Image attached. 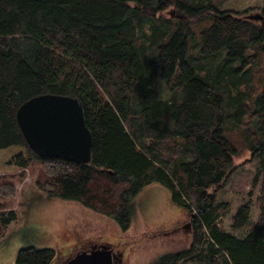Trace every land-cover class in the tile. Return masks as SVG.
Here are the masks:
<instances>
[{"label": "trees", "instance_id": "16d2710c", "mask_svg": "<svg viewBox=\"0 0 264 264\" xmlns=\"http://www.w3.org/2000/svg\"><path fill=\"white\" fill-rule=\"evenodd\" d=\"M222 0H0V150L36 159L47 196L79 201L131 225L133 199L159 183L189 222L190 242L149 264H264V198L244 235L221 227L217 194L249 151L264 168V6L255 21ZM51 92L79 98L91 131L88 163L38 157L18 106ZM263 197V195L261 196ZM231 227L243 230L250 204ZM16 218L0 212L3 229ZM22 247L15 264L54 262Z\"/></svg>", "mask_w": 264, "mask_h": 264}, {"label": "rangeland", "instance_id": "374dc122", "mask_svg": "<svg viewBox=\"0 0 264 264\" xmlns=\"http://www.w3.org/2000/svg\"><path fill=\"white\" fill-rule=\"evenodd\" d=\"M263 6L264 0H222L220 9L237 13L245 10L243 14L254 15ZM19 149L11 145L0 150V212H16L13 221L4 229L0 227V264H15L17 251L27 246L53 248L54 263H61L77 245L87 248L93 243L111 244L122 251L124 264H149L160 254L182 250L190 242L187 216L180 207L183 218H179L181 209L170 204L169 192L161 184L152 183L138 192L130 204L131 225L121 231L113 219L79 201L47 196L38 184L43 172L36 159L27 157L26 168L10 161ZM233 166L234 171L217 194V202L223 200L230 205L220 225L244 235L259 217L264 168L249 151L236 155ZM246 201L250 204V219L243 230H235L232 218Z\"/></svg>", "mask_w": 264, "mask_h": 264}, {"label": "water", "instance_id": "95a60500", "mask_svg": "<svg viewBox=\"0 0 264 264\" xmlns=\"http://www.w3.org/2000/svg\"><path fill=\"white\" fill-rule=\"evenodd\" d=\"M258 21L262 14L248 15ZM71 95L40 93L23 101L16 120L27 146L38 157L61 158L88 163L91 158V131L86 125L85 110ZM186 226L189 228V222ZM111 244H94L80 249L61 263L47 264H114Z\"/></svg>", "mask_w": 264, "mask_h": 264}, {"label": "flooded vegetation", "instance_id": "af4514ba", "mask_svg": "<svg viewBox=\"0 0 264 264\" xmlns=\"http://www.w3.org/2000/svg\"><path fill=\"white\" fill-rule=\"evenodd\" d=\"M77 246H78V247H77L73 252H71V254H69V255L67 256V258H68L70 255L74 254L76 251H78V250L84 248L83 245H77ZM113 257H114V264H124L123 252L120 251V250H118V249H116V247H114V256H113Z\"/></svg>", "mask_w": 264, "mask_h": 264}, {"label": "crops", "instance_id": "0c3cea01", "mask_svg": "<svg viewBox=\"0 0 264 264\" xmlns=\"http://www.w3.org/2000/svg\"><path fill=\"white\" fill-rule=\"evenodd\" d=\"M152 184V183H151ZM159 184V183H158ZM148 185H150V184H148ZM148 185H146L141 191H144V189L148 186ZM164 187V186H163ZM165 188V187H164ZM166 189V188H165ZM140 191V192H141ZM167 191V190H166ZM170 194H168V196H169ZM169 198H170V196H169ZM170 201H171V199H170ZM172 206H176V207H178L179 209H181L179 206H177L176 204H174L173 205V202L171 201V203H170ZM178 213H179V218L182 220V218H183V211H182V209L181 210H178ZM185 218V217H184ZM180 221V220H179Z\"/></svg>", "mask_w": 264, "mask_h": 264}, {"label": "bare ground", "instance_id": "6f19581e", "mask_svg": "<svg viewBox=\"0 0 264 264\" xmlns=\"http://www.w3.org/2000/svg\"><path fill=\"white\" fill-rule=\"evenodd\" d=\"M237 11V10H236ZM51 93V92H50ZM63 95H69V94H63ZM71 96H74V95H71ZM77 97V96H75ZM78 98V97H77ZM79 99V98H78ZM81 102V101H80ZM17 111V110H16ZM20 129V128H19ZM23 136V135H22ZM24 137V136H23ZM25 140V139H24ZM26 142V141H25ZM27 144V143H26ZM91 148H92V145H91ZM31 150V149H30ZM32 151V150H31ZM189 219V218H188ZM163 234V233H162ZM98 245V244H97ZM114 250V249H113Z\"/></svg>", "mask_w": 264, "mask_h": 264}]
</instances>
